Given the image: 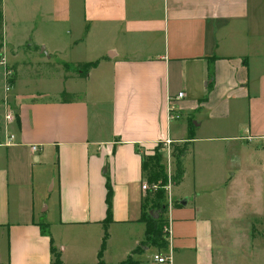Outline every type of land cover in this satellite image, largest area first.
I'll return each instance as SVG.
<instances>
[{
  "label": "crops",
  "instance_id": "crops-1",
  "mask_svg": "<svg viewBox=\"0 0 264 264\" xmlns=\"http://www.w3.org/2000/svg\"><path fill=\"white\" fill-rule=\"evenodd\" d=\"M1 10L0 264H51V247L61 264H97L107 183L111 221L103 264L128 257L139 264H215L213 219L206 215L205 201H197L202 190L190 197L188 186L176 190L172 199L177 204L168 211L167 247L161 256H169V262L154 261L157 251L151 259L144 256L151 246L142 245L144 229L138 227L143 224L138 220L144 193L141 159L160 141L182 139L187 129L177 125L180 113L208 101H185L191 79L199 77L204 81L201 92L210 87L208 102L219 99L211 109L215 117L228 113L227 97L235 93L245 101L248 123L239 130L244 134L196 136L199 124L192 120V152L198 143L220 146L221 158L232 154L235 159L224 188H233L239 175L252 179L245 184L248 189L255 188L256 159L264 151L263 145L259 150L250 144L251 137L264 139V126L254 120L264 96V0H1ZM57 13L61 26L52 23ZM70 24L71 30L63 31ZM22 41H29L28 50L35 53L42 47L45 61L38 64L68 49L84 52L89 57L84 62L99 60L86 76L103 75L109 85L107 99L96 103V127L85 98H58L62 91L76 92L74 87L62 84L61 90L45 96L17 89L9 99L16 78L6 92L7 56L14 58ZM10 66L14 73L17 64ZM178 92L183 97L176 100ZM169 99L180 114L173 122L167 120ZM8 112L10 120L5 118ZM184 159L183 176L172 184L177 188L188 177ZM204 168L196 162L192 188L201 184L197 174ZM223 171V165L217 166L209 174L222 176ZM42 181L51 183L57 197L55 219L44 214L48 205L36 201L34 186ZM39 223L47 224L48 235L41 234Z\"/></svg>",
  "mask_w": 264,
  "mask_h": 264
},
{
  "label": "rangeland",
  "instance_id": "rangeland-1",
  "mask_svg": "<svg viewBox=\"0 0 264 264\" xmlns=\"http://www.w3.org/2000/svg\"><path fill=\"white\" fill-rule=\"evenodd\" d=\"M54 18H56L57 21L52 23L60 25V23H58L60 20L58 13ZM54 20L55 19H53V21ZM2 28L0 31L1 38ZM71 28V24L69 26L64 25L63 31L69 32ZM28 43L29 41L23 42V45H21L18 50L15 49L16 54L14 55V58L7 56L8 65H5V70H11L10 65L13 63L17 64V66L13 68L14 73L10 72V74H8L9 76H14L16 78L14 89H11L8 92L9 99L13 97V94L17 89L27 92L30 95L33 94V96H45L46 93L50 94L55 90H61L63 85L74 87L77 89L74 94L87 100L90 110V121L91 124L96 127L98 124L95 116L96 110L98 109L96 103L97 101L107 99L105 95L109 85H107L106 77L103 75H92L87 79V77L79 76L73 69H69V71L65 70L63 62L68 60L69 64H75L78 62H84L85 59L89 58L81 51L74 52V50L68 49L62 54L51 56L49 59L50 62L47 64H38L35 61H45V56L40 54L42 47H40L35 53L28 50ZM7 46L10 48L9 44H7ZM97 54L96 51L90 59L94 60ZM0 63H3L1 55ZM2 71L3 68L0 66L1 103L3 94ZM68 78H72L74 81L67 83L66 80ZM203 84L204 81L200 82L199 77L191 79V88L185 99L186 103L195 104L203 98H206L205 100L207 101L208 99L209 101L208 93L210 87L207 89L205 88L204 92H201L203 90ZM227 99L229 101V111L226 115L215 117V114H212L211 109H216L215 104L219 103L217 97L211 98L210 102L207 101L204 105L199 104L200 106L198 109L190 112L193 122L199 124L195 126L196 136L222 134V132L228 135L245 133L244 130H241L239 133L240 128L248 123V113L246 112V105L244 104L245 101L243 102L241 99H236L235 93H230ZM262 101L263 105L255 108L259 114L254 116V120L257 121L258 119L259 125L263 127L264 96L262 97ZM180 114L181 119L178 121L177 125L179 126L181 124L182 128L186 130L188 113L182 112ZM101 119H103L102 116ZM187 131L182 135L180 141H173L170 139L168 147L164 141H160L148 153H145L144 156H152L156 152L160 153L163 158V164L167 171L170 170V174H172L174 171L172 145L180 150L181 153L182 151H185L183 156L185 159L183 163L186 166L188 177L185 186H180V188H177L176 185L171 186V197L174 199L177 198V195H175V193H177L176 190L180 191L186 186L190 187V190L192 191L190 197L199 196L197 194H199L200 189L202 190L197 201H205L204 204L207 207L206 215L209 217L211 216L213 219V234L216 240L215 248L217 249L215 264H264V151H260L261 157L256 159V165L258 168L256 173L257 177L254 179L255 188H247L245 184L252 182V179H245L243 175H239L236 178L233 188L231 186L229 188H224L222 182H224L227 177H231V172L235 169L234 155L225 154V158H221V147L209 143L196 144L194 147L195 152H192V147L189 146V140H187ZM253 138L254 137H251L250 144H257L258 149L261 150V146H264V139ZM196 162L199 163V166L200 164L205 165L206 168L203 170L208 173L199 171L197 174V180L200 181L201 184L199 183L197 184V187L192 188L194 187V183L192 182V172ZM222 165L224 167L222 176H211V174H209L215 173L216 167L218 166L220 169ZM226 166L228 167L226 168ZM34 169L36 170L37 167H34ZM50 184V182L45 184V182L42 181L37 185V188L35 184L34 195L38 203L43 201L45 205H48V209L44 214L49 215L48 217L50 219H55L58 213L57 197L55 192H52ZM165 215L167 217L168 212ZM139 225L138 227H143L144 229L143 224ZM156 251L160 255H163V249L151 246V250L145 253L144 256L148 255L147 259H151V256ZM167 253L168 252L165 251L164 255ZM138 258L139 257H137V259Z\"/></svg>",
  "mask_w": 264,
  "mask_h": 264
},
{
  "label": "trees",
  "instance_id": "trees-1",
  "mask_svg": "<svg viewBox=\"0 0 264 264\" xmlns=\"http://www.w3.org/2000/svg\"><path fill=\"white\" fill-rule=\"evenodd\" d=\"M2 10H1V0H0V31L2 28ZM2 45V38L0 33V47ZM207 69L209 73V79L212 78V71H211V65L212 60L209 59L207 61ZM99 63V60H94L90 62H78L75 64H69V63H63V67L66 71H69V69H73L79 76L86 77L88 72L97 66ZM12 69L6 70V81L10 84L13 83L14 77L9 76ZM58 98L62 102H74L76 100H79L81 97L77 96L74 93H68L65 91H62ZM206 98H203L202 100L198 101L200 102L205 101ZM199 108V107H198ZM188 122H187V140L193 139V124L190 116V112H188ZM172 157L174 159V171L172 174H170V181L173 184H177L180 182L182 176H183V168L181 164V159L184 156V152H180L174 145H172ZM141 173L143 177L144 183H146V189L144 191V195L141 198L140 201V215H139V221L143 223L144 225V239L142 242V245L144 246H155L158 249L165 250L167 247V228H168V218L166 217V213L168 212V206H167V195L165 186L168 182V172L163 164V158L162 155L158 152H156L152 156H142L141 159ZM106 203H107V210H106V217L103 220L104 225V235L102 238V242L100 245V249L98 252V263L97 264H103V261L101 259L102 252L105 248L106 239L108 236L106 226L111 221V190L110 186L107 183V194H106ZM177 204V202H173V206ZM41 234L48 235V226L45 223H39L38 224ZM140 249V247H139ZM138 249V250H139ZM51 253H52V262L51 264H61V261L59 260L58 253L55 251L53 247H51ZM119 264H139L138 261L133 260L131 257H128L127 259L123 260Z\"/></svg>",
  "mask_w": 264,
  "mask_h": 264
},
{
  "label": "built area",
  "instance_id": "built-area-1",
  "mask_svg": "<svg viewBox=\"0 0 264 264\" xmlns=\"http://www.w3.org/2000/svg\"><path fill=\"white\" fill-rule=\"evenodd\" d=\"M11 87V84L6 82L4 90L7 92L9 91ZM183 97V92H178L177 95L175 96V99H179ZM6 119H12L13 115L11 112L6 113L5 115ZM180 118V114L176 111L175 106L173 105L172 99L170 101L169 99V103H168V107H167V120L168 122H173L176 121ZM169 139L165 140L164 143L166 144V146L168 147L169 145ZM31 149L33 151H37L38 147L36 145H32ZM168 172V182L167 185L165 186V190H166V195H167V206H168V210L171 209L172 205H173V199L171 197V186H172V182L170 181V170L167 171ZM141 189L145 190L146 189V183H143L141 185ZM169 232V225L167 228V233ZM154 261L158 262V263H168L169 262V256H161L159 254H154L153 256Z\"/></svg>",
  "mask_w": 264,
  "mask_h": 264
}]
</instances>
